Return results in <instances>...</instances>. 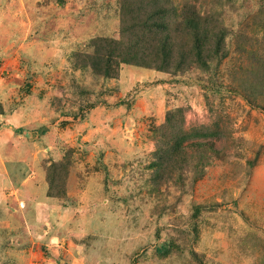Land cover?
<instances>
[{
    "label": "rangeland",
    "instance_id": "rangeland-1",
    "mask_svg": "<svg viewBox=\"0 0 264 264\" xmlns=\"http://www.w3.org/2000/svg\"><path fill=\"white\" fill-rule=\"evenodd\" d=\"M0 264H264V0H0Z\"/></svg>",
    "mask_w": 264,
    "mask_h": 264
},
{
    "label": "trees",
    "instance_id": "trees-1",
    "mask_svg": "<svg viewBox=\"0 0 264 264\" xmlns=\"http://www.w3.org/2000/svg\"><path fill=\"white\" fill-rule=\"evenodd\" d=\"M207 24H209L210 22H206ZM184 25V29L189 30L190 32L192 31L194 33V55L197 56L196 58L201 59H207L210 55H215L214 57L216 59H221L222 56L217 55L218 51L220 50V42H218L220 40L221 37L217 36V34H213L215 35L214 40H215V48L214 50L207 51L205 52L206 54H204V50H203V44H206V41H210L211 39H213V37L208 33V35L205 37V34H203L202 32H200L202 30V26L200 25V20L197 17H191V18H187L184 20L183 22ZM206 32H210L209 29H206ZM170 49V47H168L167 49H165V47L162 45L161 46V51L162 52V57L164 59V61H167L168 58L171 57V53L168 50ZM168 50V51H166ZM159 52V51H158ZM212 58V57H211Z\"/></svg>",
    "mask_w": 264,
    "mask_h": 264
}]
</instances>
